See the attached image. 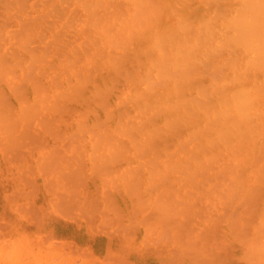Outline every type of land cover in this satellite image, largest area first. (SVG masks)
I'll list each match as a JSON object with an SVG mask.
<instances>
[{
  "label": "bare ground",
  "instance_id": "bare-ground-1",
  "mask_svg": "<svg viewBox=\"0 0 264 264\" xmlns=\"http://www.w3.org/2000/svg\"><path fill=\"white\" fill-rule=\"evenodd\" d=\"M106 10L111 12V17L108 13H105ZM118 11L122 14H117L116 12ZM100 15L102 17H100ZM105 15L108 16L106 17ZM105 17L107 19L104 20L103 18ZM46 75L48 76L45 79L44 77ZM0 83L4 84V88H0V134L2 136H0V143L3 142L1 143L2 145L7 141L6 144L8 146L4 144L1 150L7 149L6 152L10 153L8 155L9 157L11 156V159L15 160L18 158V164H15V167L18 169L19 166L17 165L21 162L20 158L23 159V154L26 151L22 153V150L18 149L17 151V148H23L27 140L29 141V139L33 138L35 135H37L36 138L34 137L35 140L31 139L30 143L34 141L37 146L40 144L42 147H44L45 142H47L44 137L46 134H50V136L54 138V140H52L53 138L50 139L53 141V145L52 143H46V145L50 144L49 147L47 148V146H45L46 148L44 147L40 152L44 159H42L39 152V154L35 155L42 159L41 164L39 159L35 157L40 163L38 166L37 164L35 165L41 170L40 177H43V172L45 176L50 172L52 175H50V180H53V176L61 178L60 176L65 172L62 176V179H64V181L62 180V187L65 185V188H63V191H60L63 194L59 193V190L56 188L59 187L57 185L59 180H57V184L53 183L56 187L49 184L51 189L54 187V189L56 188L55 190H57L56 193H53V190H51L53 194L57 195L59 193V196H57L58 198L62 196V198L60 197L61 199L59 198L58 200L57 198L52 201L48 200L50 203L53 202V207H55V204L57 205V209L56 207L55 209L58 212L61 210V215L64 214V217H66L65 215H68L67 212L72 213V211L69 210H75V208H77L76 211L78 213L73 211L72 214L74 215L77 213L80 217L85 216V218L87 216L89 217L90 214H94L96 217L98 214L97 212H101L104 214H100L104 216L101 219L100 215V223V221H103L104 217L108 215V213L105 214L107 209H113L114 211L112 210V212L115 215L112 217L118 215L120 217V214L123 212H121L120 207H117L118 205L116 206L118 209L114 207L117 203L115 204L112 200L115 198L113 196L114 192L118 194L119 188L121 189V194L123 190L124 194H126L129 199L131 197V200H133L131 202L129 201V206L133 209L131 211L123 204L128 209L126 210V216H129L126 219L128 221H126V223L124 222V224L122 221L123 219H120L119 222V218H116L118 222L116 220L115 222L112 220L111 216H108L104 219V224H101L102 226L99 223L97 224V226L99 225V229L106 226V228H108L109 223L112 221L116 224L114 225L115 227H113V231L114 229L116 231H121L118 228L122 229V227H124V229H127L128 227L129 232H127L130 234L132 225H134L133 228L137 229V222L142 218L139 222L141 226L148 220L146 226H144L145 224L143 225V235H148L147 233H149L150 229L153 230H151L149 236L154 235L155 230L157 231L156 228L154 229V226H158L156 224V222H159L158 219L162 222L159 223L161 228L166 227V230L169 229L170 232L174 230V234H172L173 232L171 233L174 236L180 233L179 235L185 237L186 235L184 234L188 232L186 239H181V237L177 235L178 238H175H177L179 242L176 243V241H174L177 244L175 245V243H173L175 238L170 235L168 230L166 231L163 228L168 236L165 234V231L162 233L163 231H161V229L157 231V237H161L159 242H161L166 235V240L164 239L163 241L166 243L172 241L173 246L177 247V250L176 247L173 249L174 251L176 250V252L178 251L177 253L179 256L174 253V251L171 252L172 247L170 248L169 246L168 251L174 255H170L169 258L167 257L170 260L166 258L167 263L165 262L166 264H173L174 256L177 258L181 255V259L185 252L186 256H189L188 254L191 252H193L192 254L196 253V251L197 253H203L202 250L205 248L204 252L207 253L206 249H208L212 243L210 240V244H208L210 238H207V235V239L203 237V239H205L204 241L208 240L206 241L207 243L202 241L203 244L201 242L203 244V246H200L202 250L198 246L196 248L193 244L194 241L199 240V237L195 240L189 237L190 240H187L188 235L192 236L193 227L198 228L197 226L192 225L193 227H190L191 225H186L190 223H188V219L190 220L193 216L191 219L194 220V215L199 217L201 215H198L200 211L201 213L203 212L204 216L201 215L199 218L203 216L204 219L207 218L210 222L213 221L212 223H208L207 219H205L209 226L215 222V218L219 221L218 223L223 220L226 227L229 226V231L227 232L229 236L231 231L234 230L237 234L232 233V235L235 234L234 236H239L240 233L242 234L238 237V241L241 243L242 239H245L243 240L246 241L243 242V246H246L245 252L242 251V253H238L237 251V254H242V257H246L242 258L244 262L246 259L248 260L249 233L247 237H245L246 235L244 233L249 232L248 229L250 227L246 229L247 227L245 226V232H243V230H239L241 228L238 227L244 228V226L238 223L243 221H245L243 222L244 224H246V222L248 223L247 219L249 213L246 212L248 215L246 219L245 211L248 210L249 212V205L252 206L250 204L251 201H249V199H252V195H250L251 192L257 189H255V187L259 188L256 190V193H259L258 190L264 189L260 188L259 185L255 183V179L257 180V178H255L256 175L261 179V183H264V159H262V154H264V124L261 123L262 120H264V0H0ZM64 118L65 121L63 122ZM34 124H39V126L42 125V128H46L42 129L39 127L41 129L40 131L39 128L37 129L36 126H33ZM57 125H60V127L58 128ZM21 126H23V130ZM31 127H34V130L36 129L38 133L35 134L31 130V134L30 130H27ZM17 129L20 130L16 131ZM4 131H6V133ZM27 133L31 136H29V139H26L28 137ZM2 134L4 136L6 135L5 138ZM11 134L13 136L17 135L16 138L19 136L21 142H18L19 138L16 140ZM22 135L26 136V138H23L24 136ZM42 137H44V139ZM12 139L14 141H12ZM24 139H26V141H24ZM59 139L60 143L56 146V142ZM66 139L70 141L69 144L66 143ZM43 140H45V142H43ZM30 143L25 145L29 148V152L31 151L30 146L34 144ZM63 145L69 148L68 158L65 156L67 159L61 160L62 162L64 161V163L69 161V166L66 164L67 162L65 163L68 171L62 168L59 169L61 161L59 162L60 159H58V161L55 160L61 156L59 153V155L57 154L59 157H56L54 150ZM40 147L41 146H38L39 151ZM15 149L17 152H15ZM4 151L5 150L2 151V156H4V154L6 155ZM18 152H20L22 154L20 156L23 157L19 156L16 158ZM48 154L55 155L54 159L53 156L51 157ZM48 156L54 161L51 159V162ZM35 158L33 161L34 163L37 162ZM45 158H48L49 160H47L51 163L49 162V164H47L48 161H46ZM43 161H45V164H43ZM53 162H56V164ZM57 164L60 166H57ZM20 165L23 169L24 165L21 163ZM28 165L30 167L32 166L30 163ZM40 165L42 166L40 167ZM29 166L26 168L32 169L33 171L34 167L29 168ZM46 166H49V169ZM55 167H59L58 171H63L58 172ZM38 168L37 170H39ZM30 170L28 171L32 173ZM13 171L16 172L14 169ZM22 171L23 173L27 172L25 168L21 170V173ZM55 171L59 173L60 176H57ZM68 172L69 174H67ZM251 174L253 175L251 176ZM33 175L36 176V174ZM91 175L92 177L97 176L98 179H100L99 185H96L94 181L90 180L93 182V187H97L94 189L98 191L100 187V192L106 193H102L101 195L99 192L100 197L103 196L101 199L105 198L103 201L104 204L107 203L106 205L102 203V205H104V209L102 206L103 210L101 209L100 203L97 202L99 198H97L96 194H94L93 197L86 192V194H89L88 196L96 199L94 202H92L93 198L91 197H88L89 200L87 201L86 199L88 198L84 200L85 194L83 196L84 198H79L78 191L87 186H84L86 183H84L85 181L83 178L86 176L89 178ZM23 178L25 179H23L24 181L22 180L23 184L27 181H31L30 185H33L34 188L36 187L37 190V186L34 185V180H28L26 177ZM41 179L43 180V178ZM71 179L73 181H71ZM68 180L71 181V184ZM45 181L47 180L43 182ZM48 183H50V181ZM59 183L61 184V182ZM66 184L67 186L71 185V188H67V191L71 193L67 192L64 194L67 187ZM46 185L48 184L46 183ZM33 187L32 190L35 192L36 190ZM46 187L47 186L43 188L47 189ZM19 189L18 187L16 191L14 190L15 194H17V192L18 194L23 193V191ZM27 190L29 192V189ZM19 191L22 193H19ZM203 191L210 193V195H205ZM120 193L119 197L123 200ZM74 194L75 196H70ZM64 195L70 196L69 200L67 196V198L63 197ZM31 196L35 195L33 194ZM106 196L109 197V199H107ZM201 196H208L207 199L211 196L209 200L204 197L209 203L206 202V205L203 204L200 200L202 199ZM6 197H8V195ZM64 198L66 201H61ZM77 199L78 201L79 199L82 201L84 200V203H81L85 205V208L82 205L83 209H81L83 211L80 209L81 204H79V208L77 207L79 205L75 206V201H77ZM197 199L200 200L202 204L197 202ZM26 200L28 201V199ZM106 200H108V202ZM256 200L259 199L256 197ZM25 201H20L18 204L21 206L23 204H21V202L26 203L27 201ZM29 201L32 202V200ZM54 201H57V203ZM78 201L76 203H79ZM90 201L93 203L92 205ZM114 201L116 200L114 199ZM219 201L223 204V206L222 204L221 206L226 212H224V216L221 215L222 217H226L224 219L220 216V213L223 212V208H220L222 209V211L220 210L221 212L216 211V206L220 207ZM242 201L244 204H247L246 206L244 205L245 207H243ZM72 202H74V205L71 204ZM109 202L111 203L108 204ZM216 202L219 204L217 205ZM255 202L254 204H256ZM240 203L242 206L239 205V208L235 207ZM28 204L23 206V209L16 204L20 209H15L16 211H21L23 214L25 211L28 213L29 211L26 209ZM32 205V203L29 205V207H32V209L29 208L31 210L29 214L30 218L34 217L35 219L40 213H38L39 211L33 212L32 210H36V206L33 207ZM191 205H197V207H195H199V209H192ZM261 205L262 207L260 206L258 208L260 210L264 209V203ZM9 206L11 207L12 205L9 204ZM59 206L64 207L59 208ZM89 206L93 208L91 207L89 209ZM96 207L100 208L98 209ZM135 207L138 211H143H140L143 213V216L134 221V218L136 219V216L139 215ZM140 207L141 209L139 210ZM43 208L42 206L41 209L45 210ZM200 208L205 209V212ZM235 208L236 210L238 208V212L240 210V217L239 213L234 211ZM64 209H66V212ZM190 209L193 210V212ZM42 210L40 211L42 212ZM84 210L86 213L90 212V214L86 216ZM155 210H157L158 213L157 211L155 212ZM94 211L97 212L94 213ZM115 211L120 214H117ZM206 211H209L210 214H208L210 216L206 214ZM261 211V214L256 213V211H254L255 213L252 212L254 215L257 214L255 215L257 218L259 217L258 222L256 223L254 222L256 220H254L253 223L260 224L259 226L253 224V226L258 227L260 231L264 230L259 229L264 228V225H262L264 224L262 223L264 222L262 221L264 220V216H261L264 215V210ZM31 212H33L34 215L35 212H37L36 216H33V213L31 215ZM130 212L133 214L135 213V217L132 218ZM175 212H182V219H175L178 214ZM211 212H214V217H212L213 214ZM241 212L243 213L241 214ZM156 214L158 218L149 221L151 216L154 215V217H156ZM258 214L260 216H258ZM46 215L47 214L44 216ZM73 215H71L72 219ZM181 215L179 217H181ZM231 215H233L234 218H232ZM237 215L238 219H236ZM254 215L250 218H254ZM109 217L111 220H109ZM219 217H221V220H218ZM77 218L80 219L79 216ZM91 218L93 217L88 218L89 222ZM203 218L201 219L203 220ZM34 219L32 218V221L36 220L34 224L38 226L39 223H36L38 219ZM163 219H167L168 221L174 219V224H172V221L168 224V221H164ZM235 219L236 221L238 220V222H236ZM84 221H87V219ZM184 221L186 224H183ZM89 222L87 223L90 224L89 227L93 231L94 221H92L93 225ZM164 222H167L166 226ZM0 223H2V221H0ZM105 223H107V225H105ZM154 223L155 225H153ZM202 223L203 222L200 221V224ZM218 223L216 222V224L214 223V226H212L214 230L213 233L216 236L215 239L213 238V234V237H211V234V236H209L214 240H216L218 235L221 236L218 237L219 239H225L226 237V235H223L224 232H222V234L217 233V231H222L221 228V230H218L219 228L217 227L219 225L222 226V223ZM113 224H111V228ZM149 225L151 227H149ZM168 225L172 227L171 229H174L171 230L167 227ZM206 225V223L204 226L199 225L201 229L198 231L199 234L197 231L195 232V236L202 234V237L206 234L205 231L207 233L211 232L210 230L212 228L210 227L211 229L209 230L208 225ZM235 225H237V227ZM3 226L4 224L2 223V227ZM70 226L68 225V228ZM188 227L192 228V230ZM204 227H207L208 230L203 229L201 232L200 230ZM106 228L105 231L102 232H106L105 235L108 232L111 234L112 230L110 229L111 231L108 230L107 232ZM146 228L149 229V231ZM235 228L240 232L239 235ZM185 229L189 230L185 232ZM254 230H256V228ZM94 231L96 230L94 229ZM145 231H147V233ZM224 231L226 232L227 230L224 229ZM125 232L124 230V233ZM48 233H50L49 230L45 235H42L44 237L43 241H46V236L49 238L50 234ZM159 233L162 236L159 235ZM88 234H90V232ZM163 234L165 235L163 236ZM146 235L142 237L143 240L147 238ZM42 236L39 238L41 240L39 241L41 245H43V243H41L43 242ZM234 236L232 237L236 240L237 237L234 238ZM17 237L18 236H16L17 240L15 238V240L13 239L14 241L11 239L12 241L10 243L6 237L8 242L5 240L7 243H5L6 245L3 244L5 246L1 249L5 254L3 255L2 253L0 257L3 256L7 258L6 255L9 254L10 250L5 251L4 249L5 247L9 249L11 243V245H13L14 242H18L19 239ZM21 238H24V236H21ZM33 238H36V236ZM30 239L33 242L32 238ZM148 239L149 238H147V242H145L147 243V247H151V243L153 242H155L156 246L158 245V242L156 243V238V241L153 240L154 238L152 239L153 241L149 239L151 243L149 242L150 244L148 245ZM108 240L109 239H107L106 242ZM191 240H194L193 243ZM27 241L28 239L23 242L21 241L22 245H24V242L28 245L29 241ZM188 241L189 245H187ZM217 241H219V243ZM217 241L215 242L218 246L222 240ZM227 241L229 240L227 239ZM180 242H183L186 248H188L187 246L194 245L196 250L193 248L192 251L190 246L189 248L191 251L188 252L185 247L179 246L181 248L180 250L178 247ZM190 242L193 245L190 244ZM57 243L59 244V242H56V244L54 242V246L52 244H47V246L43 245L42 249L49 248V251H51L50 249H56L59 252V256H61L60 251H62V254L63 250H61L62 247ZM197 243L195 244L198 245ZM222 244L224 245L225 243ZM57 245L61 248H57ZM206 245L209 246L207 247ZM69 246L71 245L67 247ZM81 246L79 247L80 252L76 250L81 253V258L82 254L83 257L87 254L86 258L90 256L92 259L91 261H93L94 258L91 256L93 253H90V251L88 252L90 255L87 252L85 253ZM84 246L86 247V245ZM213 246L215 249L211 247V250H214V252L217 251L216 253L221 250L220 252L222 254L224 253V251H222L224 248L222 247H226L227 243L226 246L222 247H216L215 244ZM243 246L240 248L244 250ZM17 247H19V245ZM28 247L29 245L25 247V249L34 254L35 250H31L33 247H29V249ZM19 248L21 249V247ZM40 248H37V253L41 252ZM71 248H69V250H71ZM80 248L82 249L80 250ZM182 248L185 249V252H183L184 250L182 251ZM216 248L220 250L218 251ZM162 249L163 248H161L160 251H162ZM210 249L207 251H209L211 256L215 253L211 254ZM13 250H15V247ZM13 250L10 253V258L16 257L17 251L15 250L16 252H14ZM104 250H106V248ZM76 251L75 254L77 253ZM52 252L46 254V252L42 250L41 253L43 254L40 253L38 256L40 257L43 255L44 260L45 257L46 260L50 258L56 259ZM179 252L181 254H179ZM103 253L104 254L101 255L105 256L102 257L105 259L106 255H111L112 257L114 255L109 254L110 252L108 253V250ZM155 253L157 252L155 251ZM205 253H203L204 260H211V262H213L215 258L208 259L207 257L209 254L205 255ZM18 254L20 255V253ZM64 254L68 253L64 252ZM192 254H190V256ZM27 255L30 256L31 254L28 253ZM78 255L79 254H77V256ZM115 255L118 256V253ZM111 256L108 257V261L105 260L107 263L113 264L115 261H118L116 264H123V262L128 260V264H131L129 259L126 258L125 260V258L123 259V257H120V252V258L116 256L112 258ZM157 256L160 259L161 256H159V253H157ZM197 256L198 258L195 259L191 257V259H195V262H197L199 255L195 257ZM202 256L203 255L200 256V259ZM33 257H36L35 254ZM58 257L59 263L67 258L64 256L65 258L62 257L61 260ZM170 257H172V260ZM229 257H231L230 254ZM110 258L112 260H110ZM29 259L30 257H28L27 260L28 264ZM69 259L71 258H67L66 261ZM188 259L189 262L192 261L190 258ZM175 260H178L176 264H179V258ZM180 261H182V259ZM37 262L39 263V261ZM199 262V264H201L202 261L199 260ZM214 262H216L214 264H220V262L216 260ZM0 263H3L1 259ZM74 263L76 264V262ZM94 263L102 264V262L100 263L98 260ZM185 263L188 264L187 262ZM203 263L204 261L202 264ZM87 264L89 263L87 262ZM90 264H92V262ZM192 264H194V262Z\"/></svg>",
  "mask_w": 264,
  "mask_h": 264
},
{
  "label": "rangeland",
  "instance_id": "rangeland-1",
  "mask_svg": "<svg viewBox=\"0 0 264 264\" xmlns=\"http://www.w3.org/2000/svg\"><path fill=\"white\" fill-rule=\"evenodd\" d=\"M154 2V1H153ZM110 11H108V10H106L105 11V13H108L109 15H110V17H111V12L109 13ZM113 12H115V11H113ZM121 12H123V11H121ZM105 13H103V14H105ZM117 14L119 13V11L118 12H116ZM115 14V13H114ZM119 14H122V13H119ZM106 17L108 16V15H105ZM100 17H102L101 15H100ZM103 18L104 20L105 19H107V18ZM109 17V18H110ZM47 76L48 75H46L44 78L46 79L47 78ZM0 88H4V84L3 83H0ZM0 121H1V119H0ZM65 121V118L63 119V122ZM262 124H264V120H262V122H261ZM4 124V123H3ZM2 125V124H1ZM33 126H36L37 127V129L40 127V128H42L41 126H39V124H34ZM44 126V125H43ZM22 127V130H23V126H21ZM57 127L59 128L60 127V125H57ZM3 128V127H2ZM17 128V127H16ZM39 128V130L41 131V129ZM46 128V127H45ZM44 127L42 128V129H45ZM14 130H15V128H14ZM18 130H20V129H17L16 131H18ZM26 130V129H25ZM27 130H30V133L33 131L35 134L36 133H38V132H36V129L34 130V127H31L30 129H27ZM32 130V131H31ZM43 131V130H42ZM47 131L49 132V130L47 129ZM3 132V131H2ZM5 133H6V131H4ZM22 132V131H21ZM20 132V133H21ZM25 132V131H24ZM4 133V134H5ZM12 133V132H11ZM10 134V133H9ZM13 134V133H12ZM11 134V135H12ZM22 134H23V132H22ZM25 134V133H24ZM28 134V133H27ZM32 134V133H31ZM3 135V134H2ZM14 135H15V133H14ZM34 135V134H33ZM33 135H32V137H33ZM43 135V134H42ZM0 136H1V134H0ZM4 136V135H3ZM6 136V135H5ZM5 136H4V138H5ZM17 136V135H16ZM16 136H13L12 135V137H15L16 138ZM21 136V135H20ZM22 136H24V135H22ZM28 137L26 138V136H24L23 138H26V139H29V136H30V134H28L27 135ZM36 136L37 135H35L34 137L36 138ZM50 136V134L48 135V134H46L44 137H45V139L47 140V142H45V140H43V142H45V146H47V148L49 147V145L47 144L46 145V143H52V145H53V141L52 140H54V138L53 137H49ZM2 137V136H1ZM9 137H10V135H9ZM11 137V138H12ZM31 137V136H30ZM34 137L33 138H31V139H34ZM44 137H42L43 139H44ZM49 137V138H48ZM8 138V137H7ZM14 138V139H15ZM18 138H19V136H18ZM18 138H16V140L18 139ZM22 138V139H23ZM53 138V139H52ZM26 139H24V141H26ZM31 139H29V141L27 140V143H30L31 141ZM50 139H52V140H50ZM10 140V139H9ZM35 140V139H34ZM2 141H3V138H2ZM12 141H14L13 139H12ZM23 141V140H22ZM66 141V143H68L69 144V140H65ZM10 142V141H9ZM18 142H21V139L19 138V141ZM1 143H3V142H1ZM1 143H0V145H1ZM6 143H7V141H6ZM6 143H4V144H6ZM12 143V142H11ZM25 143V142H24ZM26 143V144H27ZM32 143H34L33 144V146H30V145H28V146H30L31 148V153L29 152V148L28 147H26L25 145L23 146V148H21V147H19V148H17V151H18V149H21L22 150V153H24L25 151V153L23 154V156H20V155H22L20 152H18V156H16V158L17 157H23V159L22 158H20L21 159V164L22 165H24L23 166V169H22V166L20 165V163H19V165H17V166H19L18 167V169L15 167L16 165L15 164H18V158L17 159H11L10 157H9V155L8 154H10L9 152H6V150L7 149H3V150H5L4 152H6V155L4 154V156H2V154H3V150H1V148H2V146L4 145V144H2L1 145V147H0V221H2V223L4 224V226L2 227V223H0V225H1V227H0V256L2 255V253H3V250H1L2 249V247L4 248V246L6 245L5 243H7L8 241H9V243L15 238L16 239V236H18L17 238L19 239L18 240V242L21 244H19L18 242H14V244H16V245H9V247H8V245H7V247L9 248V249H7L6 247H5V251L6 250H10V252H9V254H7L6 256H7V258H5V257H0V259H1V261H3V263L2 264H10L11 262V264H18L19 262V264H28V257H30V259H29V264H43V263H45V264H58L60 261H58V259H57V257L59 256V252H58V250H56L53 246V243L55 242V244H56V242H59V246H61L62 247V249L61 250H63V253L61 254V252L62 251H60V255L61 256H59L58 258L59 259H61L62 257H67V258H71V259H69L68 261H66L67 260V258H65V259H63V261H61V263H59V264H75L74 262H76V264H87V262L90 264L91 262H92V264H95L94 262H96L97 260H98V262H102V264H110V263H107V259H109L108 257H110L111 255H109V254H117L118 253V256L117 255H115L116 257H118V258H120V257H123V259L125 258V260H126V258L127 259H129L130 261H131V264H163V263H167V259L169 258V256L171 255H174V254H172L171 252L172 251H174V247H176V246H173V244H172V241H168V243H166V242H164L163 240L165 239V237H166V235L168 236V234H167V230H168V232L170 233V235H172V234H174V228L173 229H171L172 227L170 226L169 227V225L167 226V227H169L171 230H173L172 232H170V230L169 229H167L166 230V227H163V228H161L160 226V224L159 223H162V222H160V220L158 219V221L159 222H156V224L158 225L157 227H155L156 225H155V223L153 224V225H155L154 226V229L156 228L157 229V231H160V229H161V231H163L162 233H164V231H165V234H163V236L165 235V237L161 240V242H159L160 241V236H158L159 237V239H158V237H157V235H158V232L155 230V232L154 231H152V232H154V235L153 236H156V237H153V236H149V233L151 232V230H153V229H150V231H149V229H147L148 231H149V233H147V231H145L148 235H146L147 236V238H149L150 240H152L153 238V240L154 241H156L155 240V238L157 239V241H156V243L158 244L157 246L155 245V242H153V243H151L150 242V240L148 239V245L151 243V247H147V243H145V242H147V238H145L144 240L142 239V237H145V235H143L144 233H143V230H142V228L144 227V226H146V222L148 221L147 220V218H146V222L144 223V224H142V226H141V224L139 223L140 222V220H142V218L140 219V217H142L143 216V213H141L140 211H142V210H140L141 209V207L139 208V210L140 211H138L137 209H136V207H138V206H136L135 207V209L139 212V215L138 216H136V219L134 218V221L135 220H138V219H140V220H138V222H137V229L136 228H133L134 227V225H132V229L131 228H129V229H131L132 231H130L131 233L130 234H128V227H127V229H124V227H122V229L121 228H118V229H120L121 231H116L115 229H114V231H113V227H115L114 225H116L115 224V222L117 221L118 222V218H119V222H120V219L123 221V223L125 222L126 223V221H128V220H126L129 216H126L127 215V212H126V210H128L127 208H129L130 210L129 211H131V210H133V209H131V207L129 206V201L131 202V201H133V200H131V197H130V199L128 198V196L126 195V194H124V192H123V190H122V194L120 193L121 191V189H119L118 188V194L116 193V192H114V199L117 201H114V199H112L113 200V202L116 204L115 206H114V204H113V206L115 207V208H117V207H120V209H121V212H123L122 214H120V213H117L116 211V213L117 214H120V217H119V215L118 216H115V217H112L113 215H115V214H113V212H112V210L113 209H107V211L105 212V211H103V212H105V214H107L108 213V215L106 216V217H108V216H111L112 217V220L113 221H115V222H110L109 223V226H108V228H106V227H103V228H98V226H97V224L99 223V219H100V215L101 214H104V213H101V212H97V211H94V213L95 212H97L98 214L96 215V217H95V215L93 214H90V212L88 213H86V211H85V215L87 216V215H92V216H90L89 215V217H93V218H91V220L92 221H94V225H93V223H92V221L90 220V222L88 221V218L86 217L85 218V216H81L80 217V215H78L77 213V208H75V210H69V211H72V213H73V211L75 212H77L76 214H77V217L79 216V218L80 219H78L77 217H76V214H74L75 215V219H74V215L72 214V213H69V212H67L68 213V215H65L66 217H64V214H63V212L65 211L66 212V209H64V211L62 212V214L63 215H61L60 213H61V210L58 212L56 209H57V205L55 204V207H56V209H55V207H53L54 206V204H52V203H50V201H48V200H56V198H57V200L61 197L62 198V196H60L59 198L57 197V196H59L58 194L59 193H62V192H60L61 190L63 191V188H65V185H64V187H62L63 185V181H64V179H62V176H63V174L65 173V172H63V174H62V176H60L59 175V173H57L56 171H58V168H56L55 167V169H57L55 172L57 173V176L59 175L61 178H56L55 176H53L52 177V179L53 180H50L49 178H50V175H51V173L50 172H48V174H46L47 176H45V173L43 172V177H40V172H41V170L38 168V167H36V165L35 164H37V166L41 163L42 164V159H44V157L43 156H41L42 154L40 153L41 151H42V149L45 147L44 145V147H42V145H40V144H38V146H41L40 147V151H39V148H38V146L36 145V142H32ZM32 143H30V144H32ZM58 143H60V139L59 140H57V142H56V146H57V144ZM10 144V143H9ZM13 144V143H12ZM16 144V143H15ZM20 144V143H19ZM44 144V143H43ZM67 144V145H68ZM14 145V144H13ZM17 145V144H16ZM16 145H15V148H16ZM51 145V146H52ZM6 146H7V144H6ZM10 146V145H9ZM35 146H37V147H35ZM69 146V145H68ZM68 146H66V145H63V146H60V147H58L56 150H54V154H56V157H59L58 155H59V153H60V156L62 157V159H61V157L60 158H56L55 160H57L58 161V159H60L59 160V162L61 161V160H66L67 158H68V152H69V148H68ZM8 147V146H7ZM35 147V148H34ZM4 148H6V147H4ZM26 148V149H25ZM46 148V147H45ZM36 150V152H35V150ZM65 149V150H64ZM10 150V149H9ZM13 149L11 148V151H12ZM58 150V151H57ZM64 150V151H63ZM16 151V149H15V152H17ZM60 151V152H59ZM63 151V152H62ZM13 152V151H12ZM14 152V153H15ZM40 153V156L42 157V159H40V157L38 158V157H36L35 155L36 154H39ZM56 152V153H55ZM63 153V154H62ZM67 153V154H66ZM53 154V153H52ZM58 154V155H57ZM8 155V156H7ZM16 155V154H15ZM49 155V154H48ZM14 156V155H13ZM49 156H53V159H54V156L55 155H49ZM48 156V157H49ZM65 156L67 157V158H65ZM39 159V161H40V163H39V161L36 159ZM51 157H49L50 158V161H51ZM13 158H15V157H13ZM34 158L36 159V163H34L33 161H34ZM64 158V159H63ZM19 159V160H20ZM46 159V158H45ZM48 159V158H47ZM46 159V161H48ZM52 159V160H53ZM262 159H264V154H262ZM15 161V162H14ZM50 161H48L47 162V164H49V162ZM54 161V160H53ZM26 162V163H25ZM52 162V161H51ZM50 162V163H51ZM67 162V163H66ZM65 163L66 164H68L69 163V161H66ZM14 163V164H13ZM30 163V165L32 164V166L30 167L28 164ZM53 163H55L56 164V162H53ZM52 163V164H53ZM61 163V164H60ZM59 164L62 166H60V165H58L57 164V166H60V168L59 169H63V170H67L68 171V169H67V165H65V163H64V161L62 162H60ZM11 164H12V166H11ZM27 164V166H29V168H33L34 167V169H33V171H32V169L30 170V169H28V168H26L25 167V165ZM43 164H45V161H43ZM46 164V165H47ZM51 165V164H50ZM9 166V167H8ZM42 165H40V167H41ZM53 166V165H52ZM68 166H69V164H68ZM44 167V166H43ZM46 167H48V169H49V166H46ZM45 167V168H46ZM251 167V166H250ZM8 168V169H7ZM16 168V169H15ZM19 168H21V169H19ZM24 168L26 169V171L27 172H24L23 173V171H22V173H21V170H24ZM36 168V169H35ZM37 168L39 169V170H37ZM51 168V167H50ZM54 168V167H53ZM251 168H253V167H251ZM13 169L16 171V172H14L13 171ZM43 169V168H42ZM28 170H30L32 173H30ZM44 170V169H43ZM42 170V171H43ZM62 170V171H63ZM112 170V169H111ZM249 170H250V168H249ZM7 171V172H6ZM35 171V172H34ZM47 171V170H46ZM49 171V170H48ZM59 171H61V170H59ZM58 171V172H59ZM61 171V172H62ZM29 172V173H28ZM71 172V171H70ZM252 172H253V169H252ZM255 172V171H254ZM47 173V172H46ZM56 173H55V175H56ZM251 173V172H250ZM33 174H36V176H34ZM67 174H69V172L67 173ZM25 175V176H24ZM253 174H251V176H252ZM255 175H256V173H255ZM254 175V176H255ZM52 176V175H51ZM67 176V175H66ZM87 176H89V175H87ZM87 176L85 177V178H83V180L85 181H83L84 183H86V184H84V186H86V188H87V190H86V188L84 189V188H82V190H83V192H82V190L80 189V191H78L79 192V198H82L83 196H84V194L86 195L85 196V198H84V200L86 199V198H88V197H91V196H88L89 194H91L93 197H94V194H96L97 195V198H99L98 199V203H100V206H101V209H102V206H103V209H104V205H106L107 203H105L104 204V199H101V198H103V196L102 197H100V194H99V192L101 191V188L99 187V189H98V191H96V189H94V188H97V187H93V182H91L90 180H92V181H94V183H96V185H99V180L100 179H98V177L97 176H95V177H92V175H91V177H89V178H91V179H89V178H87ZM23 177H26L28 180H34V185H36L37 186V190H36V187L34 188L33 187V185H30L31 184V181L29 182V181H25L26 183H24L23 184V181L25 180ZM30 177H32V178H30ZM49 179H47V178ZM41 178H43V180L41 179ZM46 178V179H45ZM64 178V177H63ZM67 178H70V177H67ZM66 178V179H67ZM255 178H257V180L255 179V183L256 184H258L259 185V187L260 188H264V183H261V179H259V177L256 175L255 176ZM24 179V180H23ZM55 179H56V182H55ZM65 179V180H66ZM79 179V178H78ZM23 180V181H22ZM42 180V181H41ZM44 180H47L48 182L50 181V183H48L47 181H45V182H43ZM57 180H59V182H61V184L57 181ZM63 180V181H62ZM82 180V179H81ZM22 181V182H21ZM52 181V182H51ZM69 181V180H68ZM71 181H73L72 179H71ZM71 181H69V183L71 184ZM33 182V181H32ZM45 184H43V183ZM57 182H58V184H57ZM66 182V181H65ZM46 183L48 184V185H46ZM53 183L54 184H57L59 187H56V186H54L53 185ZM43 184V185H42ZM51 186H54V187H56L59 191V193L56 195V194H53V193H56L57 192V190H55L54 189V187H52V189H51V187H50V185ZM65 184V183H64ZM83 184V183H82ZM36 190L35 192H34V190H32V187ZM45 186H47L46 188L47 189H44L43 187H45ZM66 186H67V184H66ZM71 185H69V186H67L66 187V190L64 191L65 193L64 194H66L67 192L68 193H71V192H69V191H67L68 189V187L69 188H71L70 187ZM83 186V185H82ZM256 186V185H255ZM19 187L20 189L19 190H21V191H23V193L21 192V191H19V193H22V194H18V192H17V194H15V191L17 190V188ZM50 187V188H49ZM62 187V188H61ZM259 189L258 187H255V189ZM27 189H29V192H28V190ZM30 189H31V192H30ZM90 189V190H89ZM254 189V188H253ZM256 189V190H257ZM15 190V191H14ZM45 190H48V191H50L51 192V190H53L51 193L50 192H48V191H45ZM70 190V189H69ZM72 190V189H71ZM85 190V191H84ZM205 190V189H204ZM208 190V189H207ZM206 190V191H207ZM256 190L254 191V192H251V194L250 195H252V199H249V201H251V205L252 206H250L249 205V212H248V210H246L245 211V215H246V219H247V217H248V215H249V217H248V219H247V221H248V223H249V226H248V223L246 222V224H244L243 222H245V221H243V222H241V223H238L239 225L240 224H242V226H244V228L243 227H238V228H241V229H239V230H243V232H245L244 231V229H245V226L247 227L246 229H248L249 227V232H247V233H244L246 236L245 237H247V234L249 233V257H247L248 258V260H247V262H246V260H245V262H244V259H242V258H246V257H242L243 255L241 254V255H239V254H237V251H238V253H242V251H244L245 252V245L243 246V242H246V241H243V240H245L243 237V239H242V242L240 243V241H238V237H240L242 234L240 233V232H238L237 231V229H236V231L238 232V235H239V233H240V235L239 236H234L235 234H237V233H235V230L234 231H231V233H230V236H229V234L227 233L228 231H229V226L228 227H226V225H225V223L223 222V220H221L220 218L222 217L221 215H223L224 216V214L226 213L225 212V210H224V208L222 207L223 206V204L222 203H220V201H219V203H217V205L219 204V206L220 207H218V206H216V208H217V210L216 211H222V209H220L221 207L223 208V212H221L220 213V216L221 217H219V219L218 220H221L220 221V223H218L219 221H217V219H215L214 218V220H215V224H216V222L218 223V224H221L222 223V226L221 225H219V226H221V227H219V226H217L219 229L218 230H221L222 229V231H217V233L218 234H222V232H224L223 233V235L225 236L226 235V237H225V239H226V241H227V239L230 241H225V239L224 238H218L220 235H218V237L216 238V240H214L215 239V234L213 233V227L212 226H214L213 224L211 225V226H209V220L207 219V218H205V219H207V221H208V223L206 222V220L203 218V212L201 213L200 211H199V213H198V215L199 214H201V215H203L201 218H203V220L201 219V218H199L198 216H196V215H194V220H192L191 218L193 217H191L190 215H192V214H190L189 216L191 217L190 218V220L188 219V223L189 224H186L185 223V221L183 222V224L185 223L186 225H191L190 227H193V226H197L198 228H196V227H193L194 229L192 230V228H190V227H188L190 230H192V236H189L188 235V239L187 240H190V239H198V237H199V240L198 241H194V243H193V241L191 240V242L196 246V248H197V246L200 248V246H203V242H206V241H208V240H206V241H204L205 239H207V238H210L209 239V243L208 244H210V240H211V244H213L215 241H217V240H222L221 241V243L220 244H218V246L220 247L221 246V244L222 243H225L224 245L222 244V246H226V243H227V246L226 247H222V248H224V250H222V251H224V253H222L221 254V250L220 249H217L219 252L218 253H216V252H214V250H211L210 248L211 247H213L214 248V244H215V246L216 247H218L217 246V244H216V242L213 244V245H211L210 244V247L208 248V249H210L211 250V254H213V253H215V254H213V255H211L210 256V254H209V251H207L208 249H206V252L207 253H205L204 251V249L205 248H203V250H202V252L203 253H205V255H207V254H209V256L207 257L208 259H212V258H215V259H213L214 261L216 260V261H218V262H220V264H264V230H262V231H260V230H258V227H254L253 226V224L254 225H257V226H259L258 224H255V223H253V221L254 220H256V221H254V222H258V218L255 216V215H257V214H255L254 215V211H256V213H259V214H261L262 213V211L261 210H264V209H258L260 206L262 207V203H264V189H260V190H258L259 191V193L257 192L256 193ZM25 191V192H24ZM55 191V192H54ZM95 191H96V193H95ZM104 191H106V190H104ZM213 191H214V187H213ZM12 192V193H11ZM86 192H88L87 194H86ZM176 192V191H175ZM208 192H210V191H208ZM262 192V193H261ZM8 193V194H7ZM16 195V197H15V195ZM101 193V195H102V193L104 194L105 192H100ZM119 193L121 194V197H122V199L124 200V203H123V200H121L120 199V197H119ZM203 193H205V195L206 194H208V195H210V193H207V192H204L203 191ZM253 193V194H252ZM8 195V197H6L7 195ZM10 194H11V196H10ZM13 194V195H12ZM35 195V196H31V195ZM50 194V195H49ZM63 194V193H62ZM76 194V195H77ZM106 194V193H105ZM6 195V196H5ZM31 196V199H30V196ZM56 195V196H55ZM61 195V194H60ZM69 195V194H68ZM68 195H64L63 197H65V198H67L68 197ZM81 195V196H80ZM109 195H110V193H109ZM127 197H126V196ZM178 195V194H177ZM202 195H204V194H202ZM9 196H10V198H9ZM14 196V197H13ZM46 196V197H45ZM67 196V197H66ZM70 196H75V194L74 195H70ZM69 196V197H70ZM111 196V195H110ZM112 196V197H113ZM179 196V195H178ZM69 197H68V200H69ZM93 197H91V198H93ZM107 197V196H106ZM112 197H110V198H112ZM180 197V196H179ZM206 199H207V197L206 196H204ZM204 197H202L201 196V198L202 199H200L201 201H202V203L203 204H205L206 202L207 203H209V201H207V200H209V198L211 197V196H209V198L206 200ZM254 197V198H253ZM256 197L259 199V200H256ZM260 197H261V199H260ZM13 198V199H12ZM60 198V199H61ZM64 198V199H65ZM71 198H75V197H71ZM251 198V197H250ZM26 199H28V201L26 200ZM41 199V200H40ZM61 200V201H66V199L65 200ZM107 199H109V197H107ZM221 199V198H220ZM27 202H26V201ZM29 200H32V202L31 201H29ZM83 200V201H84ZM87 200H89V198L88 199H86V201ZM96 199H94L93 198V201L92 202H94ZM111 200V201H112ZM200 200H198L197 199V202H200L201 203V201ZM219 200V199H218ZM252 200H254V201H252ZM14 203H13V202ZM20 201H25L26 203H24V202H21V206L18 204V203H20ZM72 201H74V200H72ZM77 201H78V199H77ZM77 201H75V206H77V205H79V204H81L83 201L81 200V199H79V203H76ZM107 202H108V200H106ZM105 201V202H106ZM110 201V200H109ZM256 201V202H255ZM45 202V203H44ZM49 202V203H48ZM54 202H56L57 203V201H54ZM62 202V203H63ZM71 202V201H70ZM91 201H90V204L92 205L93 203H92ZM96 202V203H97ZM112 202V203H113ZM193 202V201H192ZM192 202H191V204H192ZM243 202V201H242ZM241 202V203H242ZM254 202L256 203V204H254ZM13 203V204H12ZM28 203H32L33 205V207H35L36 206V210H32L33 212L34 211H39L38 213H40V215L38 214L37 216L39 217H37L36 216V213L37 212H35V215H34V213L33 212H31V215H32V213H33V216H36L35 217V219L37 218L38 220V222H36L37 224H38V226L37 225H35L34 224V222L36 221L35 219H34V217H31L30 218V209H32V207H29V205L30 204H28ZM66 203V202H65ZM65 203H64V205H65ZM74 202H72L71 204L72 205H74L73 204ZM84 203V202H83ZM102 203L104 204V205H102ZM111 202H109L108 204H110ZM201 203V204H202ZM241 203L240 204H238V205H236L235 207H238L239 205L240 206H242L243 205V207H245L247 204L245 203L244 204V202H243V204L241 205ZM248 203V202H247ZM253 203V204H252ZM9 204H11L12 206L10 207L9 206ZM18 206H20V208H22L23 209V206H25V205H27L28 204V206L26 207V209L29 211L28 213L25 211L24 212V214L23 213H21V211H16V209H18L19 207H17V205ZM35 204V205H34ZM42 204V205H41ZM66 204H69L68 202L66 203ZM87 204V203H86ZM123 204H125V206L127 207H125ZM133 204V203H132ZM199 204V203H198ZM197 204V205H198ZM221 204H222V206H221ZM258 204V205H257ZM46 205V206H45ZM50 205V206H49ZM58 205H59V203H58ZM60 205H63V204H60ZM72 205H70V206H72ZM84 206V208H85V205L84 204H81V207H80V205L79 206H77L78 208L80 207V209L82 208L83 209V206ZM96 205H99V204H96ZM95 205V206H96ZM118 205V206H117ZM197 205H195L196 207H197ZM200 205V204H199ZM206 205V204H205ZM245 205V206H244ZM39 206V207H38ZM44 207L43 209H45V210H42L41 209V207ZM67 206V205H66ZM69 206V205H68ZM74 206V207H75ZM110 206V205H109ZM117 206V207H116ZM192 206V209L193 208H196L195 206H193V205H191ZM62 207H64V206H59V208H62ZM92 207V206H91ZM90 206H89V209L91 208ZM93 207H94V205H93ZM92 207V208H93ZM111 207V206H110ZM201 207H203V206H201ZM205 207V206H204ZM248 207V206H247ZM14 208V209H13ZM16 208V209H15ZM19 208V209H20ZM25 208V207H24ZM30 208V209H29ZM49 208V209H48ZM53 208V209H52ZM58 208V209H59ZM67 208V207H66ZM72 208V207H71ZM95 208V207H94ZM96 208H98V207H96ZM100 208V207H99ZM98 208V209H99ZM106 208H107V206H106ZM109 208V207H108ZM126 208V209H125ZM205 208H207V207H205ZM239 208V207H238ZM238 208H237V210H238ZM21 209V210H22ZM35 209V208H34ZM69 209V208H68ZM81 209V210H82ZM87 209V208H86ZM97 209V210H98ZM102 209V210H103ZM118 209V208H117ZM196 209H199V207L198 208H196ZM201 209V208H200ZM244 209V208H243ZM40 210H42V212L40 211ZM52 210H53V212H52ZM63 210V209H62ZM96 210V209H95ZM101 210V211H102ZM191 210V209H190ZM201 210H204V212H205V209H201ZM236 210V208H235V210L234 211H236V213L238 212ZM240 210H241V207H240ZM240 210H239V212H240ZM258 210H259V212H258ZM57 211V212H56ZM78 211H80V210H78ZM83 211V210H82ZM90 211V210H89ZM109 211V212H108ZM114 211V210H113ZM157 210H155V212H156ZM182 211V210H181ZM192 212H193V210H191ZM197 211V210H196ZM216 211H214L215 213H216ZM233 211V212H234ZM242 211H244V210H242ZM92 212V211H91ZM112 212V213H111ZM119 212V211H118ZM134 212V211H133ZM143 212V211H142ZM152 212H154V211H152ZM198 212V211H197ZM214 212L212 213L213 215H212V217H214ZM225 212V213H224ZM233 212H231V213H233ZM238 212V213H239ZM249 213L248 215H247V213ZM252 212H254L253 214H252ZM25 213H27V214H25ZM42 213V214H41ZM67 213H65V214H67ZM101 213V214H100ZM131 213V212H130ZM135 213L137 214V212L135 211ZM134 213V214H135ZM157 213H158V211H157ZM176 213V212H175ZM178 213V212H177ZM176 213V214H177ZM180 213V212H179ZM177 214V216L175 217V219L176 218H181L182 219V215H181V213L180 214ZM189 213V212H188ZM191 213V212H190ZM209 213V211L207 212L206 211V214H208ZM235 213V214H236ZM243 212H241V214H242ZM45 214H47L46 216H44ZM57 214V215H56ZM60 214V215H59ZM82 214V213H81ZM111 214V215H110ZM125 216H124V215ZM132 214V218L133 217H135L134 216V214L133 213H131ZM135 214V215H136ZM176 214H174V215H176ZM195 214H196V212H195ZM210 214V213H209ZM208 214V216H210ZM216 214H218V213H216ZM258 214V216H260ZM53 215V216H52ZM71 215H73V219H72V216L70 217ZM128 215H129V212H128ZM151 215V214H150ZM181 215V217H179ZM219 215V214H218ZM253 215H254V218H250V217H253ZM57 216H59V217H57ZM62 216V217H61ZM104 215H101V219H102V217H103ZM156 217H154V215H152L151 216V218L149 219V221L151 220V219H157L158 217H157V214L155 215ZM171 216H172V214H171ZM217 216V215H216ZM226 216V215H225ZM241 215H240V213H239V217H240ZM261 216H264V215H261ZM56 219H54V218ZM106 217H104V219L106 218ZM126 217V218H125ZM150 217V216H149ZM148 217V218H149ZM154 217V218H153ZM174 217V216H173ZM231 217L232 218H234V216L233 215H231ZM32 218L35 220V221H32ZM98 218V219H97ZM110 218V217H109ZM117 218V219H116ZM169 218V217H168ZM183 218H184V216H183ZM186 218V217H185ZM209 218V217H208ZM216 218H218V217H216ZM224 218H226V217H222V219H224ZM228 218V217H227ZM250 218V219H249ZM257 218V219H256ZM262 218V217H261ZM2 219V220H1ZM41 219V220H40ZM54 219V220H53ZM78 221H77V220ZM87 219V221H84V220H86ZM97 219V220H96ZM104 219H103V221H104ZM131 219V218H130ZM178 219V220H179ZM236 219H238V215H237V217H236ZM236 219H235V221H236ZM49 220V221H48ZM75 220H76V222H75ZM109 220H111V218L109 219ZM144 220V219H143ZM164 221H166L165 219H163ZM174 220V219H173ZM173 220H171L172 221V224H174V222H173ZM178 220H177V222H178ZM186 220V219H185ZM212 220H213V218H212ZM3 221H5V222H3ZM40 221V222H39ZM52 221V222H51ZM96 221V222H95ZM102 221V220H101ZM100 221V225L103 223V221L101 222ZM108 221V220H107ZM121 221V222H122ZM162 221V220H161ZM168 221V220H167ZM171 221L169 220L168 221V224L169 223H171ZM180 221V220H179ZM199 221V222H198ZM200 221H202L203 223L202 224H200ZM225 221V220H224ZM250 221H252V222H250ZM262 221H264V220H262ZM32 222H33V224H32ZM42 222V223H41ZM80 222V223H79ZM85 222H86V224H85ZM87 222H89V223H92L91 225H93L94 226V229L96 230V231H94V229H93V231L91 230V228L89 227L90 226V224H88ZM105 222H106V220H105ZM129 222H132V221H129ZM186 222H187V220H186ZM198 222V223H197ZM213 222V221H212ZM212 222H210V223H212ZM236 222H238V220L236 221ZM239 222H240V220H239ZM83 223H84V225H83ZM114 223V224H113ZM124 223V224H125ZM148 223V222H147ZM167 223V222H166ZM166 223L164 222V224H165V226H166ZM175 223H176V221H175ZM180 223V222H179ZM197 223V224H196ZM205 223L208 225V228H209V230L211 231V232H206L205 231V233L206 234H204V236H202L201 237V235H196L195 236V232L197 231V233H198V231H199V229H201V226L199 227V225H202V226H204L205 225ZM251 223V224H250ZM262 223H264V222H262ZM261 223V224H262ZM54 224V225H53ZM56 224V225H55ZM60 224V225H59ZM104 224V223H103ZM111 224H113L112 225V228H111ZM134 224V223H133ZM171 224V225H172ZM182 224V223H181ZM217 224V225H218ZM237 224V225H238ZM9 225V226H8ZM67 225V226H66ZM68 225L70 226L69 228H68ZM105 225H107V223H105ZM131 225V224H130ZM136 225V224H135ZM144 225V226H143ZM176 225V224H175ZM178 225V224H177ZM193 225V226H192ZM206 225V226H207ZM237 225H235L236 227H237ZM238 225V226H239ZM262 225H264V224H262ZM36 226V227H35ZM50 226V227H49ZM88 226V227H87ZM102 226V225H101ZM119 226V225H118ZM117 226V227H118ZM121 226V225H120ZM163 226V225H162ZM5 227V228H4ZM53 227H56V228H53ZM92 227V226H91ZM149 227H151L150 225H149ZM153 227V226H152ZM211 227V228H210ZM215 227H216V225H215ZM215 227H214V229H215ZM50 228V229H49ZM61 228V229H60ZM89 228V229H88ZM93 228V227H92ZM105 228L107 229V232H108V230H112V233L111 234H109L110 232H108L106 235H105V233L106 232H102V231H105ZM177 228V227H176ZM183 228V227H182ZM186 228V227H185ZM221 228V229H220ZM228 228V229H227ZM234 228V227H233ZM256 228V230H254ZM85 229V230H84ZM135 229V230H134ZM179 229H180V227H179ZM188 229V230H189ZM203 229H206V230H208L207 229V227H204V228H202V230H200L201 232L203 231ZM217 229V228H216ZM224 229L225 230H227L226 232L224 231ZM259 229H264V228H259ZM29 230H31V231H29ZM49 230V232L50 233H48V234H50L49 235V238H50V240H49V238H48V236H46L47 237V239H46V241H43V236L42 235H45L46 233H47V231ZM51 230H52V232H51ZM70 230V231H69ZM87 230V231H86ZM110 230V231H111ZM124 230L127 232H125L124 233ZM188 230H186L185 229V232L186 231H188ZM247 230V231H248ZM29 231V232H28ZM66 231V232H65ZM98 231V232H97ZM177 231V230H176ZM175 231V232H176ZM179 231V230H178ZM215 231V232H216ZM26 232V233H25ZM42 232V233H41ZM90 232V234H88ZM200 232V233H201ZM29 233V234H28ZM52 233V234H51ZM56 233V234H55ZM65 233V234H64ZM92 233V234H91ZM101 233V234H100ZM172 233V234H171ZM182 233V232H181ZM204 233V232H203ZM232 233H235V234H233L232 235ZM26 234V235H25ZM47 234V235H48ZM58 234V235H57ZM70 234V235H69ZM109 234V235H108ZM153 234V233H152ZM152 234H150V235H152ZM177 234V233H176ZM180 234V233H179ZM179 234H177L178 236H180L181 237V239H183V238H185L186 239V237H187V234H188V232H187V234H184V235H186L185 237H182L181 235H179ZM199 234V233H198ZM209 234V235H208ZM213 234L214 235V237H213V235L211 236V235ZM244 234H243V236H244ZM30 237H29V236ZM42 236V241L43 242H41V243H43V245H46L47 246V244L49 245V244H52L53 246V248L56 250H52V249H50L51 251H49L48 249L49 248H47V249H42L43 247V245H41L40 243H39V241H41L39 238H41V236ZM132 235V236H131ZM159 235H161L160 233H159ZM177 235H172V236H174V238L175 237H177ZM182 235H183V233H182ZM206 235L208 236L207 238H206ZM217 235V234H216ZM21 236H24V238H21ZM27 236H28V238H27ZM36 236V238H33V237H35ZM40 236V237H39ZM162 236V235H161ZM209 236H211V237H213L214 239H212L211 237H209ZM223 236V237H224ZM232 236H234V238H236V240L235 239H233V237ZM8 238V241H7V238ZM45 237V238H46ZM53 237H54V239H53ZM58 237V238H57ZM111 237V238H110ZM179 237V238H180ZM189 237H191L190 239H189ZM201 237V238H200ZM203 237H205V239H203ZM221 237V236H220ZM21 238V239H20ZM30 238H32V240H33V242L31 241V239ZM109 239L107 242H106V240L107 239ZM173 238V237H172ZM178 238V237H177ZM177 238H175V240H173V243H175L174 241H176V243L177 242H179V240L177 239ZM12 239V240H11ZM14 239V240H15ZM22 239H24V240H22ZM28 239V245H29V247L30 248H32L33 247V249H31V250H35V252H34V254H35V258L33 257V253H30V251H27V249H25V247H27L28 245H26V243L24 242L23 244L24 245H22V243H21V241L23 242V241H26ZM140 239H142V240H140ZM177 239V240H176ZM181 239H180V241H181ZM185 239H184V242H185ZM7 242H6V241ZM13 240V241H14ZM17 240V239H16ZM21 240V241H20ZM54 240V241H53ZM70 240V241H69ZM117 240V241H116ZM152 240V241H153ZM166 240V239H165ZM172 240V239H171ZM74 242V245H73V242ZM128 241V242H127ZM203 241V242H202ZM37 242H38V244H37ZM64 242V243H63ZM69 242V243H68ZM88 242V243H87ZM143 242V243H142ZM150 242V243H149ZM190 242V244H192ZM198 242V243H197ZM203 244H202V243ZM218 243H219V241H217ZM8 243V244H9ZM68 243V244H67ZM108 243H109V246H108ZM124 243V244H123ZM129 243V244H128ZM175 243V245H177ZM195 243H197L198 245H196ZM207 243V242H206ZM3 244H5V245H3ZM86 245V247L84 246V245ZM105 244V245H104ZM121 244H123V245H121ZM180 244H182V245H180ZM185 244H186V242H185ZM192 244V245H193ZM240 244H242V245H240ZM19 245V247H21V249L19 248V247H17ZM58 245H57V248H61V247H58ZM68 245H71V246H69V247H67ZM79 245V246H78ZM82 245V246H81ZM118 245V246H117ZM187 245H189V241H188V244ZM193 245V246H194ZM247 245V244H246ZM40 248V246H41V248H40V250H41V252H42V250H43V252H46V254L48 253V254H50L52 251V254L56 257V259H54V258H50L49 260H46V257H45V260H44V256L42 255V256H38V255H40V253L41 252H38L37 253V248L38 247ZM66 246V247H65ZM73 246H74V248H73ZM82 247L83 248V250H84V252L86 253H88L89 251H90V253H93L91 256L94 258L93 259V261H91L92 259L90 258V256L89 257H87L86 258V256H87V254H85L86 256L85 257H83V254H82V258H81V253H79L80 251H79V247ZM84 246V247H83ZM117 246V247H116ZM126 246V247H125ZM131 246H132V249H131ZM169 246H170V248H171V252L170 251H168L169 250ZM179 246H182V247H185L186 248V245L184 246V244H183V242L181 243H179L178 244V247ZM191 246V245H190ZM190 246H187L188 248H186V251L188 250V252H190L191 250L193 251V248L195 249V246L193 247V246H191V250H190ZM205 246V245H204ZM207 246V245H206ZM209 246V245H208ZM207 246V247H208ZM243 246V248H244V250L242 249V248H240V247H242ZM14 247H15V250L17 251H15V250H13L14 249ZM23 247V248H22ZM29 247H28V249H29ZM45 247V246H44ZM72 247V248H71ZM145 247H147V248H145ZM206 247V248H207ZM238 247V248H237ZM46 248V247H45ZM64 248V249H63ZM66 248V249H65ZM67 248H68V251H67ZM69 248H71V250H69ZM82 248H80V250L82 249ZM106 248V250H108V255L109 256H107L106 255V259L105 258H102V257H105V256H102L104 253V251H106V250H104ZM114 248H116V249H114ZM133 248H134V250H135V252H134V250H133ZM161 248H163L162 249V251H160V249ZM180 248V247H179ZM25 251H24V250ZM126 249V250H125ZM173 249V250H172ZM200 249H199V251H200ZM215 249V248H214ZM238 249V250H237ZM14 251V252H16L17 254L18 253H20V255L18 254H16L15 256L16 257H11L10 258V256H11V251ZM40 250H38V251H40ZM76 250H78V251H76ZM83 250H82V253H83ZM159 250V251H158ZM176 250H177V247H176ZM176 250L174 251V253H176L177 255H178V251L176 252ZM180 250H181V248H180ZM179 250V251H180ZM184 250V251H183ZM196 250V249H195ZM198 250V249H197ZM4 251V252H5ZM73 251V252H72ZM75 251L77 252L76 254H75ZM155 251L157 252V253H159V256H161L160 257V259L158 258V256H157V253H155ZM182 251L183 252H185V249L184 248H182ZM213 251V252H212ZM230 251V252H229ZM13 252V253H14ZM29 254H31L30 256H28L27 254L28 253ZM58 252V253H57ZM64 252H67L68 254H64ZM70 252V253H69ZM119 252H120V257H119ZM182 252V253H183ZM229 252V253H228ZM12 253V254H13ZM23 253V254H22ZM27 253V254H26ZM75 255H74V254ZM105 253H107V252H105ZM126 253V254H125ZM162 253V254H161ZM193 252H191L190 254H192ZM196 253H197V251H196ZM194 253V254H192L191 256H190V254H188L189 256H186V252H185V254L183 255V257L181 258L182 259V261H180L181 259H180V257H181V255H180V257H177V258H175V256H174V262H173V264H176V262L178 261H176L175 259H178L179 258V264H183V263H185V262H187L188 264H192L193 262H194V264L195 263H197V264H199L200 262H199V260H201L202 262L204 261V263L203 264H210V262H211V260H204V254L203 253ZM227 253V254H226ZM233 253V254H232ZM5 253H3V255H4ZM25 254H26V257H25ZM41 254H43V253H41ZM51 254V255H52ZM64 254V255H63ZM77 254H79L78 256H77ZM89 254V253H88ZM102 254V255H101ZM122 254H123V256H122ZM135 254V255H134ZM179 254H181L180 252H179ZM203 255L202 256V258L200 259V256L201 255ZM219 254H221V255H219ZM229 254H230V256L231 257H229ZM243 254H245V253H243ZM9 255V256H8ZM52 255V256H53ZM56 255H58V256H56ZM74 255V256H73ZM90 255V254H89ZM113 255V257H115ZM152 255H155V256H152ZM176 255V256H177ZM196 255H199V259H197V262H195V259L196 258H198V256L197 257H195ZM13 256V255H12ZM47 256V255H46ZM77 256V257H76ZM134 256H135V258H134ZM138 256V257H137ZM164 256V257H163ZM179 256V255H178ZM222 256V257H221ZM225 256V257H224ZM234 256V257H233ZM240 256V257H239ZM23 257H24V259H23ZM73 257H74V259H73ZM112 257V256H111ZM112 257V258H113ZM168 257V258H167ZM191 257L192 258H195V259H191ZM206 257V256H205ZM226 257H228V258H226ZM13 258V259H12ZM19 258V259H18ZM22 258V259H21ZM34 259V260H32V259ZM49 258V257H48ZM47 258V259H48ZM81 258V259H80ZM164 260H163V259ZM167 258V259H166ZM171 258V260H172V257H170ZM188 258H190V260H192L191 262H189V259ZM220 258V259H219ZM102 259V260H101ZM115 259V258H114ZM113 259V260H114ZM117 259V258H116ZM158 259V260H157ZM203 259V260H202ZM11 260V261H10ZM31 260V261H30ZM62 260V259H61ZM66 262H65V261ZM82 260V261H81ZM85 260H87V261H85ZM94 260H96V261H94ZM105 260H107V261H105ZM110 260H112L111 258H110ZM118 260V259H117ZM135 260V261H134ZM137 260V261H136ZM160 260V261H159ZM168 260H170V259H168ZM194 260V261H193ZM222 260V261H221ZM34 261V262H33ZM37 261H39V263L37 262ZM46 261V262H45ZM52 261V262H51ZM72 261V262H71ZM74 261V262H73ZM85 261V262H84ZM130 261H129V263H130ZM162 261H163V263H162ZM210 261V262H209ZM211 262V264L213 263H216V262ZM5 262V263H4ZM32 262V263H31ZM41 262V263H40ZM71 262V263H70ZM104 262H106V263H104ZM118 261H115V263H113V264H116ZM119 262H122V261H119ZM158 262V263H157ZM160 262V263H159ZM172 262H170V263H172ZM183 262V263H182ZM202 262H201V264H202ZM234 262V263H233ZM249 262V263H248ZM111 263H112V261H111ZM128 264V260L127 261H125V262H123V264ZM165 263V264H166ZM169 263V262H168ZM1 264V263H0ZM121 264V263H120ZM186 264V263H185Z\"/></svg>",
  "mask_w": 264,
  "mask_h": 264
}]
</instances>
